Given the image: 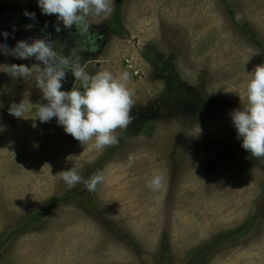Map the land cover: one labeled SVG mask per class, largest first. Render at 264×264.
I'll return each instance as SVG.
<instances>
[{
  "label": "rangeland",
  "instance_id": "1",
  "mask_svg": "<svg viewBox=\"0 0 264 264\" xmlns=\"http://www.w3.org/2000/svg\"><path fill=\"white\" fill-rule=\"evenodd\" d=\"M0 2L56 18L37 0ZM89 19L102 42L85 69L130 74L133 122L102 152L82 145L35 119L40 90L0 60V264H264V159L241 147L230 115L264 64V0H114L110 17ZM20 102L25 118L8 112ZM70 168L104 182L69 188ZM155 174L158 191L146 187Z\"/></svg>",
  "mask_w": 264,
  "mask_h": 264
},
{
  "label": "clouds",
  "instance_id": "2",
  "mask_svg": "<svg viewBox=\"0 0 264 264\" xmlns=\"http://www.w3.org/2000/svg\"><path fill=\"white\" fill-rule=\"evenodd\" d=\"M37 5L42 14L54 15L59 21L54 25L57 32L74 28L75 33L70 34L81 38V42L68 47L67 54H64L66 44L56 42L54 46L50 39L38 37L32 38L31 42L19 40L11 48L0 46V54L20 60L32 58L39 62L33 64L35 68L12 63L6 65L4 72L13 79L34 80L46 101L39 104L35 112V119L41 123L55 118L65 133L82 145L92 142L99 152L116 145L119 142L115 134L117 129H127L133 122L135 100L134 90L128 87L130 74L124 71L117 76L106 69L90 74L84 67L82 55L89 50L85 43L92 27L89 17H110L114 11V0H37ZM24 15L35 20V13L25 10ZM3 35L7 37L8 34ZM69 72L80 86L65 91L62 82ZM248 74L243 84L244 102L230 115L241 147L252 157L264 159V64L256 65ZM25 110L22 102L12 103L8 108L9 114L16 118H25ZM133 160L134 157L130 155L129 162ZM59 179L69 188L83 184L91 193L97 190L105 177L97 172L85 179L77 169L70 168L59 172ZM163 186L164 177L159 174L146 182V187L152 191H158Z\"/></svg>",
  "mask_w": 264,
  "mask_h": 264
},
{
  "label": "flooded vegetation",
  "instance_id": "3",
  "mask_svg": "<svg viewBox=\"0 0 264 264\" xmlns=\"http://www.w3.org/2000/svg\"><path fill=\"white\" fill-rule=\"evenodd\" d=\"M25 7L22 4H6L5 2H0V14H4V13H12L13 15H15L17 17V20H22V21H26L29 23H33L39 27H41L43 29V31L50 37L51 41L53 42V45L55 46L56 42L58 43H64L67 45V47L64 48V54H67L68 52V47H71L73 45V43H80L81 42V38L76 37L72 34L75 33V29H63V26L61 25V28L63 29L61 32H57L55 30L54 25H56L57 23H59V21H57L56 18H46V19H42L39 17L35 16V20L30 19L29 17L24 15L25 12ZM28 12H30L29 10H27ZM31 13V12H30ZM72 33V34H70ZM102 40V34H98L96 32H94L92 29H90L88 36L85 38V43H86V47L89 49L88 51L82 53L83 55V64L85 67V64H87L90 61H94L96 54L99 53L100 51V44ZM0 60L7 63V64H12V63H17V64H29V63H39L38 61L29 58V59H24V60H20V59H16L14 57H10V56H5V55H0ZM161 63L155 64L154 66H161ZM42 67V65H41ZM157 74L159 76L162 77V79L166 82L167 88H172L170 90H172V94L175 97L177 92H176V87H173L175 78L172 74L171 71L165 69V68H160L159 73L157 72ZM75 80L74 77L72 76V74L69 72L67 74V77L65 79V81H63V90L67 91L70 90L74 84ZM157 110V108H156ZM155 110V111H156ZM143 117H139L137 119H135V121L137 122V125L139 126L141 122H143L142 120Z\"/></svg>",
  "mask_w": 264,
  "mask_h": 264
},
{
  "label": "water",
  "instance_id": "4",
  "mask_svg": "<svg viewBox=\"0 0 264 264\" xmlns=\"http://www.w3.org/2000/svg\"><path fill=\"white\" fill-rule=\"evenodd\" d=\"M28 25H32V27H28ZM3 33H7V37ZM34 37L50 39L41 27L33 23L17 20V17L10 12L0 14V46L6 45L11 48L19 40L31 42ZM5 56L13 57L11 55Z\"/></svg>",
  "mask_w": 264,
  "mask_h": 264
},
{
  "label": "trees",
  "instance_id": "5",
  "mask_svg": "<svg viewBox=\"0 0 264 264\" xmlns=\"http://www.w3.org/2000/svg\"><path fill=\"white\" fill-rule=\"evenodd\" d=\"M176 90H177V89H176ZM55 201H57V200L55 199V200L50 201L49 203H47V204L45 205V206H46L45 208H41L40 210L36 211V212L34 213L35 216H36V215H39L42 211H45V209L49 208V206H51ZM40 211H41V212H40ZM34 214H33V216H34ZM33 218H34V217L29 216V218L25 220V225L29 224V223L32 221Z\"/></svg>",
  "mask_w": 264,
  "mask_h": 264
}]
</instances>
